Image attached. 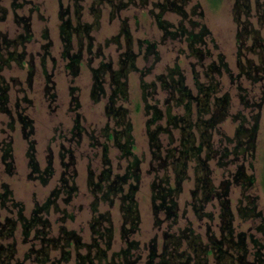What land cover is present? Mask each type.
Returning <instances> with one entry per match:
<instances>
[{
	"label": "trees",
	"instance_id": "trees-1",
	"mask_svg": "<svg viewBox=\"0 0 264 264\" xmlns=\"http://www.w3.org/2000/svg\"><path fill=\"white\" fill-rule=\"evenodd\" d=\"M4 0H0V21L5 20L8 8L3 5ZM87 0H69V4H60L59 9V35L62 42L61 57L65 60V68L68 74L76 78L83 66L84 51L93 53L94 38L92 31L98 26V22L104 5L111 7L112 15L116 11L120 12L130 5L146 6L149 0H91L90 10L95 16L93 22L84 21L85 2ZM191 0H159L154 3L157 10L151 9V14L156 20L158 27L163 31L162 41L167 38L176 40L184 38L192 54L204 65V60L211 55L209 49L205 50L210 35V29L206 24L199 21L189 20L186 6ZM216 4L218 0H208ZM233 11L235 21L239 27L237 33V60L240 74L244 73L253 82L264 80V37L260 29L256 28L251 20L252 0H234ZM256 9L261 12L259 25L264 26V0H254ZM22 3H12L14 10L21 7ZM172 11L181 16L178 25L167 20L165 13ZM195 12V9L194 11ZM203 15V12H199ZM14 20L21 26L22 31L14 36L8 32L0 30V110L11 117L10 127L15 128V123L19 122L23 137L27 141L26 156L30 168L28 177L38 179L43 184H48L54 175L53 154L50 152L47 157V164L41 167L37 157V141L34 138V125L32 118L26 114L25 108H21L16 103L15 115L10 107L11 86L5 75L2 73L5 67H9L11 62L24 65L26 61V50L28 43L34 39L32 22L29 16L15 13ZM189 21V28L185 21ZM122 33L125 36L127 46L118 60L117 68L113 67L111 61H101L96 67H92V88L91 97L94 101H99L103 97H108L107 112L115 119V127L106 125L100 130V134L105 138L102 143L103 159L102 169L96 174L89 170L88 187L94 194L91 204L93 218L91 220L92 239L90 242L82 240L75 230H70L66 226L61 227L58 236L50 235L51 222L45 213H50L60 209L59 200L69 204L74 195L78 192L76 183L77 170L75 169L76 158L72 149L62 146L60 151L61 163L64 167L60 177L59 186H56L47 199L35 204L31 216L24 213V204L15 201L13 190L7 182L2 183L0 192V204L2 207L11 206L17 210L16 217H6L0 221V237H14L20 226L25 239L29 240L33 232L34 239L40 240V247H30L25 258L40 264H61L75 260V264H138L140 257H135V251L139 243L132 239L138 232L141 224L139 203L136 194L142 181L143 159L135 152V137L133 134V123L128 117V110L124 108L119 100H127L129 95L128 75L131 71L139 70L141 77L152 72L154 65L148 66L146 70L137 66L138 53L134 52L133 36L130 31L127 19L123 22ZM46 40L42 44L44 54L42 63L45 73V91L54 99L56 93L52 74L46 70L45 58L51 54L53 41L47 29L42 34ZM119 44V41L117 40ZM158 41L143 38L138 39V47L144 52V59L151 58L154 64L160 60ZM254 53L257 58L247 56V53ZM102 55L98 47L94 57H90L89 63ZM245 58V59H244ZM27 80L32 81L35 74L34 58H30ZM89 64V65H90ZM229 72L233 77L225 56L220 53L218 59L206 66L204 76L209 82L204 83L199 80L195 73V84L197 92L186 84V76L180 65L176 63L173 67H168L166 72L157 75L156 83L167 92L165 98V109L160 108L156 103L148 102V86L154 89L156 83L150 85L142 84V99L144 100V113L146 119V131L149 138L152 160L158 162V166L163 169H170L174 176V184H171V176L165 175L159 181L152 184V207L154 214V224L158 227L164 221L170 220L175 224L179 217L178 198L183 188V182L188 178V169L193 162L195 171V188L192 190L193 206L199 218L210 216L204 207L213 200H218L220 206L219 218L221 221L220 233L210 231L208 228L207 240L204 241L201 235L187 227L179 233H164V244L162 250L158 251V243L154 239L149 246V254L146 264H264V243L253 234L245 231L237 232L234 227L235 213L232 208L230 191L232 181L223 180L219 186H214L211 181V170L209 160L218 156L220 150L214 148L213 130L217 125L230 115V97L226 94L219 95L220 82L215 80L216 73ZM106 84L110 92H107ZM242 89L241 86H239ZM77 87H71V103L75 105L74 110L80 107V99L75 94ZM264 92V91H263ZM264 100V95L262 97ZM245 106H260L262 102L249 103L246 97L242 96ZM179 107L182 113L174 111ZM240 120L236 128L235 136L228 137V141L236 140L234 153H249L254 155L257 137L260 128L261 111L252 114L248 120L246 115L238 114L234 119ZM165 121L166 123H162ZM251 122V123H249ZM249 124V125H248ZM174 129L179 131L178 137L174 135ZM86 131L82 124V115L77 112L74 125L71 129L73 136H82ZM169 135L168 146L164 147L161 141V134ZM90 137L99 144V140L94 133ZM107 141L120 150V157L127 159V165L123 173H115L112 161L109 156V145ZM177 142V143H176ZM68 153V161L64 158ZM225 149L223 157L228 155ZM221 157V158H223ZM220 158V157H219ZM0 161L5 165L4 169L8 174L15 171L13 141L4 139L0 141ZM220 166H225L227 162L220 161ZM70 168H73L70 171ZM235 183L241 184L244 190L251 186L254 175L246 172L245 166L241 164L236 170ZM262 184L264 187V170L262 174ZM244 195V194H243ZM119 200V207L122 213L121 238L126 243L125 248L109 254L114 241V222L111 211L100 212L99 205L107 202L110 206L115 205ZM246 201V202H245ZM243 204L238 205V212L242 219L261 217L262 212L258 210L254 197L247 195ZM245 202V203H244ZM161 213L163 217H161ZM65 217H74L69 213ZM212 218V217H211ZM62 219V220H63ZM264 225L259 227L263 230ZM252 246H250V243ZM185 244V245H184ZM184 245V247H183ZM86 252H82V249ZM15 244L0 243V264H10V259L15 252ZM59 251V256L51 259V252ZM75 254V257L73 256ZM16 264H24L17 262Z\"/></svg>",
	"mask_w": 264,
	"mask_h": 264
},
{
	"label": "rangeland",
	"instance_id": "rangeland-1",
	"mask_svg": "<svg viewBox=\"0 0 264 264\" xmlns=\"http://www.w3.org/2000/svg\"><path fill=\"white\" fill-rule=\"evenodd\" d=\"M69 4V0H4L3 5L8 8V14L5 20L0 21V30L8 32L10 36H14L22 31L21 26L17 25L14 20L15 13L18 15L29 16L32 22V31L34 39L27 45L26 61L24 65L16 62H11L9 67H5L3 74L11 86L10 90V107L16 110V103H19L21 108H25V113L28 114L34 125V138L37 141V157L40 165L44 168L47 164V157L51 152L53 154L54 175L51 177L48 184L41 183L38 179L28 177L30 168L26 156L27 141L23 137L19 122L15 123V128L10 127L11 117L0 110V141L7 139L13 141V155L15 163V171L13 174H8L0 161V192L2 191V183L7 182L13 190L15 201H20L24 204V213L31 216V212L37 202H44L51 194V191L59 186L60 177L63 172L61 163L60 151L62 146L72 149L76 158L75 169L77 170L76 183L78 192L74 195L69 204H65L59 200L60 209L65 211H54L51 208L50 213H45L51 222V236H58L61 232V227L66 226L70 230H75L82 240L90 242L92 239L91 220L93 212L91 204L94 199V194L88 187L89 170L99 173L102 169L103 146L105 138L101 136L100 130L106 125L115 127V119L108 114L107 103L108 97H103L99 101H94L91 97L92 88V67H96L101 61H111L113 67L117 68L120 53L127 46L125 36L122 33L123 22L127 19L130 31L133 36L134 52L138 53L137 66L140 69L146 70L148 66L154 65L152 72L141 77V72L131 71L128 75L129 95L127 100H119L118 103L128 110V117L133 123V134L135 137V152L143 159L142 162V181L140 188L136 194L139 203L141 216V224L138 232L132 239L138 241L139 246L135 251V257L138 259V264H146L149 254V246L155 239L158 243V251L162 250L164 244V233L175 232L179 233L187 227L192 228L195 233L201 235V238L206 241L208 228L210 231L220 233L221 221L219 218L220 206L218 200L206 204L204 211L211 213L210 216L199 218L197 211L193 206L192 190L195 188V171L193 162L188 169V178L183 182V188L178 198L179 201V217L175 224H171L170 220L164 221L160 227L154 224V214L152 207V184L154 181H159L165 175L171 176V184H174V176L170 169H163L158 166L157 161L152 160L149 138L146 131V119L144 111V100L142 99V84L150 85L156 83L157 75L166 72L168 67H173L179 64L186 76V84L197 92L195 84V73L199 80L208 83V77L204 76L206 66L218 59V55L222 53L225 60L228 62L233 77L229 72L223 71L221 74L216 73L213 76L216 81L220 82L221 94H228L230 97V115L220 122L216 129L213 130L214 148H218L220 152L214 159L209 160L211 170V181L214 186H219L223 180L229 179L232 181L230 198L232 208L235 213L234 227L237 232L245 231L248 234H253L256 238L264 243V228L259 227L264 225V187L262 184V174L264 170V80L253 82L244 73L240 74L237 58V33L238 25L235 21L233 11L234 0H218L216 4L208 0H191L186 6L188 10V19L199 21L207 25L210 29V35L207 37L208 42L205 47L211 51V55L202 62L192 56L186 40L178 38L176 40L167 38L162 41L163 31L158 27L156 20L151 14V9L157 10L154 3L159 0H149L146 6L130 5L126 9L111 13V7L104 5L98 22V26L92 31L94 38L93 53L89 54L84 51V62L80 74L73 78L68 74L65 68V60L61 57L62 42L59 35V9L60 4ZM22 3V6L13 9L12 3ZM84 21L93 22L95 16L90 10L91 0L85 3ZM252 15L251 20L256 28L260 29L264 37V26H260L259 18L261 12L256 9L254 0H252ZM195 9V12H193ZM202 11L203 15L199 12ZM165 18L176 25L181 21V16L175 12L168 11L165 13ZM189 28V21H185ZM47 29L51 40V54L45 58L46 70L52 74L54 81L53 91L56 93L54 99L46 94L45 91V73L42 56L44 54L42 44L45 39L42 34ZM149 38L158 41V50L160 52V60L154 64L152 56L147 61L144 59V52L138 47V39ZM119 41V44L117 43ZM101 49L102 55L89 63L90 57H94L97 48ZM247 56L257 58L254 53L248 52ZM34 58L35 74L32 81L27 80L29 64L27 61ZM245 59V58H244ZM90 64V65H89ZM76 86L75 94L79 96L80 107L74 110L75 105L71 103V87ZM242 87V89L239 88ZM107 92H110L109 86L106 84ZM153 94L148 93V102L156 103L160 108L165 109V98L167 92L161 87L159 82L156 83V88L148 86L147 91H154ZM242 96L246 97L249 103L262 102L257 106H245ZM174 111L182 113L179 107H175ZM261 111L260 128L257 137V145L255 153L251 156L249 153L243 155L233 152L236 140L229 142L228 137L233 138L240 120L234 116L238 114L246 115L248 120L251 115ZM77 112L82 115V124L86 131L82 136H73L71 129L74 125V119ZM166 123L165 121H161ZM251 123V122H249ZM249 125V124H248ZM175 137H178L179 131L174 129ZM94 133L99 140L90 137ZM169 135L161 134V141L164 147L168 146ZM109 145V156L112 161L113 171L115 173H123L127 165V159L120 157V150L113 145V142L107 141ZM177 143V142H176ZM225 149L229 153L223 157ZM220 157V158H219ZM223 157V158H221ZM68 161V153L64 158ZM220 161L227 162L225 166H220ZM243 164L248 174L254 175L255 181L245 190L241 184H237L233 177L238 167ZM73 168H70L72 171ZM244 194V195H243ZM247 195L255 198L258 210L262 212L261 217L242 219L238 212V205L245 201ZM246 202V201H245ZM244 202V203H245ZM16 208L11 206L2 207L0 204V221H4L6 217H16ZM100 212L107 210L111 211L114 222V244L109 252L119 251L122 247H126V243L121 238L122 213L119 207V200L115 205L110 206L107 202L99 205ZM73 213L74 217L63 216ZM163 217V214L160 215ZM63 219V220H62ZM31 233L29 240L24 241L25 236L22 228L19 226L14 237H0V243L15 244V252L10 259V264L23 262L24 264H40L39 262L31 261L25 258L30 247H40V240L33 238ZM250 243V241H249ZM185 245V244H184ZM183 245V247H184ZM252 246V243H250ZM86 252V249H82ZM59 256V251L51 252V259ZM75 257V254L73 253ZM61 264H75L72 259L69 262Z\"/></svg>",
	"mask_w": 264,
	"mask_h": 264
}]
</instances>
